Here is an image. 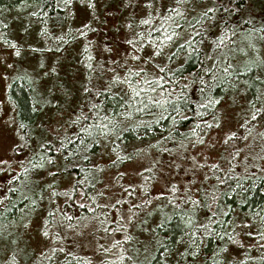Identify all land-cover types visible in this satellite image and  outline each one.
Returning <instances> with one entry per match:
<instances>
[{
  "label": "trees",
  "instance_id": "obj_1",
  "mask_svg": "<svg viewBox=\"0 0 264 264\" xmlns=\"http://www.w3.org/2000/svg\"><path fill=\"white\" fill-rule=\"evenodd\" d=\"M12 12L62 81L41 110L9 86L0 264H264V1L0 0L3 29Z\"/></svg>",
  "mask_w": 264,
  "mask_h": 264
},
{
  "label": "rangeland",
  "instance_id": "obj_2",
  "mask_svg": "<svg viewBox=\"0 0 264 264\" xmlns=\"http://www.w3.org/2000/svg\"><path fill=\"white\" fill-rule=\"evenodd\" d=\"M247 4L249 7V2ZM79 14L80 11L78 12V15ZM7 20L10 24L8 25L9 30L6 28L3 29L0 25V182L4 181L7 172L16 170V166L12 165L18 160L17 156H12V154H14L13 149L16 146L15 132L16 129L19 128L16 125L15 114L8 98L9 86L14 82L16 86H22L24 90L27 91L30 83L32 85L30 86L32 90L35 89L33 86L38 88V90L42 89L39 93L36 89L33 90V97L29 96V99H32L34 106H36L35 110H41L38 104L42 102V99L46 100V94H44V92H46L47 89H51L52 92H55L57 86H59L57 83L62 81V78H57V73L60 72L59 68H52L54 57L48 56L44 60V53L41 52L42 45L34 39L32 34L29 32H26L24 35L17 33L21 29L20 24L23 27L29 24L27 19H24V17L20 18L19 12H12ZM76 25H83V16L81 14L77 16ZM78 80H80V76L75 75L74 81L76 82ZM52 97L53 94L51 98ZM35 101L37 103H35ZM52 108L57 113H54L53 110L50 111V108L47 109L41 120L44 126L51 123H53V126L58 125L61 118L59 112L62 109H55L54 106H52ZM224 124V130L226 132H231L237 125L235 114L230 118V113H228ZM223 135L224 133L217 132L212 138L216 141ZM189 151V160H185L183 164L185 170H196L199 172V168L203 163L210 164L216 159V151L213 146H210L209 149L204 147L190 149ZM9 166H12L11 169H9ZM136 168L140 169V166H132L130 170L135 172ZM130 174H132V172H130ZM181 177V179L177 178L178 181H183L185 179V175ZM62 185L65 186V183H62ZM156 189L158 191L161 190L159 186L156 187ZM213 201L214 200H209L206 204L208 211L214 209ZM39 239L40 237L36 236L35 242H38ZM7 252L8 250H6V253ZM228 252L230 254L229 250ZM173 264H180V262L176 261Z\"/></svg>",
  "mask_w": 264,
  "mask_h": 264
},
{
  "label": "snow or ice",
  "instance_id": "obj_3",
  "mask_svg": "<svg viewBox=\"0 0 264 264\" xmlns=\"http://www.w3.org/2000/svg\"><path fill=\"white\" fill-rule=\"evenodd\" d=\"M173 11H175V10H173ZM208 11L211 12L212 9H209ZM204 15H207V13H204ZM143 23H147V21H143ZM128 43H131V41H129ZM157 163H158V162H157ZM61 251H62V249H61Z\"/></svg>",
  "mask_w": 264,
  "mask_h": 264
}]
</instances>
